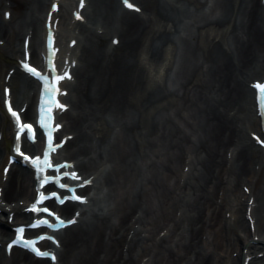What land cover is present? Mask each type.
Masks as SVG:
<instances>
[{"label": "bare ground", "instance_id": "bare-ground-1", "mask_svg": "<svg viewBox=\"0 0 264 264\" xmlns=\"http://www.w3.org/2000/svg\"><path fill=\"white\" fill-rule=\"evenodd\" d=\"M50 1L0 0V99L10 87L26 119L38 86L18 60L28 38L31 62H40ZM72 1L53 15L72 26L67 44L76 41L62 115V135L72 139L62 153L93 188L103 185L105 206L60 233L58 264H264L262 244H253H264V153L250 136L260 123L248 85L264 77L262 0H214L212 16L203 13L209 0H131L141 13L118 0H87L85 24L69 16ZM181 24L190 27L185 35ZM177 43L176 89H168L157 76ZM12 132L0 107V168ZM3 179L0 171V241L4 228L28 219L22 209L34 195L29 169L14 166ZM75 208L59 209L72 216ZM0 264L51 262L0 250Z\"/></svg>", "mask_w": 264, "mask_h": 264}, {"label": "snow or ice", "instance_id": "snow-or-ice-1", "mask_svg": "<svg viewBox=\"0 0 264 264\" xmlns=\"http://www.w3.org/2000/svg\"><path fill=\"white\" fill-rule=\"evenodd\" d=\"M124 3H125V5H126L127 7H129V8H134V7H135V5L132 4V3L130 2V0H124ZM54 10H55V8H54ZM137 10H139V9L137 8ZM9 15H11V14L9 13ZM76 15H77L78 18H80V13H79V12H77ZM25 67H26L30 72L34 73L37 77H39V78H41V79H47L46 77L43 76V74H42L41 72L37 71V69H36L35 67H32L31 65H28V64H25ZM256 86L260 89V92H261V99L264 100V84L258 82ZM61 107H65V106H64V105H61ZM262 108H264V104H262ZM9 109H10V111L13 112V115L16 116L17 119L19 120V113L16 112L15 110H13V109L11 108V103H10V102H9ZM41 123H43V121H41ZM24 127H25V125H24L23 123H21V128L23 129ZM27 128L33 132V139H34L35 136H34V129L32 128V125H31V124H28V125H27ZM257 139L259 140L260 138L257 136ZM260 142H261V143H264V140H261ZM17 151H18V152L21 151L19 147H17ZM21 155H24V153L21 152ZM27 159H29V160H33V157L28 156ZM40 160H41V157L37 156V157H35V159L33 160V162L35 163L36 167L39 169V171H40L41 173H43V172L45 171L46 166H47V167H52V165H51L48 161H45L44 163H39ZM55 167L59 168V167H61V166L57 165V166H55ZM65 175H67V174H65ZM71 176H72V178H77L76 173H72ZM54 179H56V182L59 183L60 188H62V189H68V190L71 191V192H75V188H70L69 185L64 184V183H60V182H59V181H60V178H54ZM47 182H48L47 180H44V183H47ZM86 183H87V182H86ZM51 195H52V196H58V193L53 192V193H51ZM43 199H44V196H43V194H41V200H43ZM75 199H76V200H83V199H86V198L77 195V196H75ZM60 203H64V199H60ZM34 208H35V210H36L37 212L40 211V209H39V208H36L35 205H34ZM43 211H44V212H49L50 210H49L48 208H44ZM51 214H52L53 216H56V218H57V220H59V223H60V224H64V223H65V222L63 221V219H61V218H60L55 212H52ZM72 222H73V221H68V223H72ZM40 225H49V221H48L47 219H44V220H42V221H38V222H37V225H35V226H40ZM50 227H52L53 229H55V228L57 227V225H56V224H51ZM18 231H19V233H20L19 239L16 240V241H13V243H19L20 241H23L24 244H25V246L31 248V249H32L33 251H35L38 255L43 256V257L51 256L52 259H56V257H55L54 254H52V253H50V252H46V251H41L40 248L36 247V243H37L36 240H26V239L24 238V236H23V233H24V231H25L24 227L19 228ZM41 238H42V237H41ZM10 247H11V245H10Z\"/></svg>", "mask_w": 264, "mask_h": 264}, {"label": "rangeland", "instance_id": "rangeland-1", "mask_svg": "<svg viewBox=\"0 0 264 264\" xmlns=\"http://www.w3.org/2000/svg\"><path fill=\"white\" fill-rule=\"evenodd\" d=\"M213 3H214V0H210V2L208 3V5L207 6H204V8H203L204 9L203 10V13L204 14L206 13V14L212 16V13H210V12H211V7L213 6ZM1 11L2 10H0V13H1ZM188 22L191 23V21L186 18V24ZM186 24H182L180 26L181 27V30H182L181 31V34L182 35H185L186 32H188V30H190L189 29L190 27H188V28L185 27ZM88 25H90V24H88ZM64 36L67 37L66 38L67 40L69 39V37L66 34ZM64 43H66V42L64 41ZM175 49H176L175 53L173 52V54L171 55L172 61L171 60L170 61H168V60L165 61L163 65L167 64V66L164 67L162 69L161 74H159L157 76V80H160L168 89H170V88L171 89H176L175 88L174 75L178 71L177 67H178L179 60H180L179 59V57H180V44L179 43L176 44ZM11 66H12L11 63H6V65L3 67V68H5L4 71H3V73L6 72L9 69V67H11ZM64 121H66V120L64 119ZM186 169H188V167L184 168V171ZM93 190H94L93 191L94 192L93 199L90 201V204H89L87 210L96 211L97 212L98 211V208L100 206H105V201L102 199V196H103L105 190H104L103 185L100 184V183L96 184V186L93 188ZM239 190H240V188H239ZM235 254H237V252L236 253H232L231 254V257H234Z\"/></svg>", "mask_w": 264, "mask_h": 264}]
</instances>
